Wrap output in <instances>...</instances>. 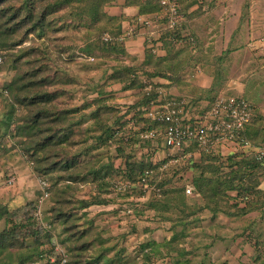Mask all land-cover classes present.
<instances>
[{
	"label": "rangeland",
	"instance_id": "obj_1",
	"mask_svg": "<svg viewBox=\"0 0 264 264\" xmlns=\"http://www.w3.org/2000/svg\"><path fill=\"white\" fill-rule=\"evenodd\" d=\"M125 1L126 0H114L108 8L110 10L112 7H119V5ZM129 8H125L126 10L124 9L121 15H119L120 13H115L118 14L115 15V18L121 19L123 15L132 17L135 12ZM154 14L155 13L146 16H152ZM64 15L65 14H62L61 18H63ZM50 19H53V16ZM70 20V18L67 20L65 19V23L68 27L64 26V29L61 23H57V27L61 28L59 32L53 31V21L48 22L49 24L46 23L44 25V34L41 36H38L36 33L26 34V29L29 27V24L21 26L14 34L8 33L11 34L10 36H13L14 39H10L12 50L6 51V59L2 67V74L0 73V88L6 89V87H8L19 75H31V72L38 71L39 79L46 81L42 86L38 85V88H41L42 91H46L52 96L53 93L58 91V98L47 108L53 110V106L56 105V109L59 111H69L67 117L72 119L73 122L79 120L81 115L91 120L83 126H74V134L73 137H71L73 141L71 142L80 140L82 132L84 131L85 133L86 129L91 127V124L94 123L95 118L91 116V110L94 109V107L92 106L90 109L83 108L87 103H91V101L98 96L97 94H100L99 98H103L106 105L114 107L110 111L102 110L99 113V122L105 123V127L111 125L113 127H111V129L116 130L113 144H108V146L106 144H100V147L94 150V152L91 151V153L84 150L85 147L90 145L91 141L82 146H79L80 144L71 143L69 149V155L71 154L70 157L77 156L75 169H85L89 167L92 162H96L99 167L103 166V172L99 176L100 184H97L96 180L93 182L92 179L85 181L68 180L69 178L66 176L68 173L67 171H62L63 174L61 170L59 171L57 169L41 171L39 165L37 168L40 170H37L36 166L38 164V159L41 161L43 159L42 157L47 155L48 149H52V154L59 153L61 156H66V151L64 149L57 148L55 152H53V144H51L48 149L42 147L41 141L45 134L41 133L39 136L37 134V140L34 144L38 152L36 159L32 151L27 155L28 157L21 152H16L17 144L14 140L17 142V138H12L8 143L7 153L11 152L12 155L15 154L14 159L8 160L7 166L5 162L6 158L2 157L0 159L1 202L9 204L10 208L13 209L22 204H27L29 201H37L38 198L41 197L40 195H42L41 180H48L50 186L49 195L51 192V197L45 200L41 207L38 206V211L36 212L38 215L35 214V217L38 219L36 222L41 226L38 237L44 242L45 245L42 248H44L45 251H49L52 247L60 253L61 251H65L66 246L69 244H64L62 241L66 238V234L63 233L64 227L58 222L53 224V218H56L57 215L56 207H63L69 210V213L72 212L74 215L80 217L85 211L77 209L81 205L79 202L92 201L100 198L105 204H95L87 210L90 213V219H93L89 220L92 221L90 223H94L92 232L100 234L97 240H99L98 242L100 243L101 241L103 242L101 245L112 248L109 253L107 252L108 256H113V260L116 262L121 261L122 264H126L124 262L125 260L132 261L135 259L137 253L136 247L144 241V239L163 242L168 240L174 231H183V225L179 222L178 225H175L177 219L182 221L185 220V222L187 221L190 223L187 226V232L189 233L188 239L190 242L195 241V243H197L198 241L201 242L202 239L205 240V236H208L205 235V233L211 229L209 226L211 222L225 225L236 234L241 233V228L247 225L245 222L250 221L253 216L243 219H231L218 214L215 218L209 216L211 220L208 216L206 220H201L200 217L202 215L200 217L198 215V210L203 204L202 198L199 197L200 195L187 196V203L183 204L185 207H183L184 212L178 209L166 208L167 199L162 198L164 197L163 191L167 189L171 191L173 188L181 186H192V178L200 171L195 168L194 172L193 170H188L189 163L182 162L180 166L182 173L180 172V175L175 173L176 170H172L174 166L167 170L169 172H162L154 165L157 163L163 164L166 161L169 152L168 149L163 145V141H148L142 138V134L146 133L145 129L152 125V119L149 113L154 106H157V104H151L148 105V107L142 105L144 102V95L147 93L146 86H148L149 81H152L145 73L144 67L145 64H148L152 68L164 64L162 58L163 55H165V50L160 47L154 52L155 56L150 58H148L146 50L139 53L132 50L136 49L132 48V46L130 49H126L128 55L121 53L118 55H108L102 53L98 49H96L93 54H89L85 52V47L89 41L88 39H90V37L87 36L86 27L79 24L77 21L70 22ZM127 22L129 21H114L111 25H107L105 31H101L99 35H92L91 38L97 40L104 38L105 34L111 35L107 33V31L116 32L121 25L122 27L124 25L122 29H125V31L133 30L132 27L135 26ZM109 27H111V30H108ZM139 28L141 31H139L138 34L142 32L145 37L146 30L141 25ZM0 39L3 40L4 38L0 36ZM18 41H21V43L14 46L13 43ZM137 48L139 49V47ZM254 51L256 56H250V60L253 61L254 64L249 74V80L246 81V77L244 79V88L247 92L243 95L253 102V107H256L257 116L253 121L252 128L253 133H259L261 137L264 135V114L262 111L264 110V49H255ZM208 58L211 59L212 55L208 56ZM117 66H134L137 69L140 83L142 84L141 88L126 90L122 83L114 82L110 78V75L113 72V68ZM195 67L197 70L203 69L201 63L197 62L188 72L192 74L195 72L197 73ZM155 81L157 82L159 80ZM246 82L248 84H246ZM161 89L166 91L167 95L171 97H179L185 90L184 87L181 88L178 84L173 85L171 88L170 86L169 88L163 86ZM196 89H198L197 86L191 87L190 91ZM8 91L10 97L3 96V94L0 93V135H4L5 133L8 134L10 131L14 132L17 125L25 123L29 115L31 118L33 116V113H31L29 109L27 110V108L21 105H16L14 107L15 110H13L11 100H14V97L10 90ZM184 92L186 93V91ZM261 95H263L262 100ZM183 97L190 99L188 96ZM76 108L79 109L78 112H71ZM145 108H147L146 111H144ZM127 113L128 116H124ZM10 114L14 116L13 123H11L8 130V116ZM47 121H50L49 118L40 120L39 127H47L48 125L45 124ZM101 129L102 128L97 126L93 133L99 132ZM257 129L260 130L258 131ZM82 135L85 136L86 134ZM200 158V154H195L192 159H195L194 161L198 160L199 162ZM226 158L227 157L224 156V161L227 160ZM52 160L53 156L47 162L52 163ZM32 162L34 163L33 165ZM150 164L152 167L148 170L152 171V176H157L158 179H150L152 183L147 182L146 184H142L143 182H140V173L148 168ZM144 171H147V169ZM226 172H228V170H224V173L220 177H224ZM58 173H60V178L59 175H57ZM9 176L10 179L16 177L13 185H9L8 183ZM165 178L172 179V183L166 185V188L163 187L162 196L154 197V191H149L150 187L155 184L159 186L160 183L166 180ZM134 180L136 184L133 183ZM120 185L124 188L126 187L127 190L118 192L116 188ZM59 191L62 197L60 199L58 198L59 201L56 202L53 196L54 193H59ZM62 191H66V194ZM171 195L173 196V194ZM66 200H69L68 203ZM129 208L132 210L136 208L134 214H125L126 210ZM134 215L136 216L134 217ZM221 216L223 218L220 220ZM83 220H85V218H83ZM83 220H80L79 223L83 224ZM132 220L133 222H131ZM134 220L136 221L134 222ZM131 225H135L136 228ZM259 227L260 228L256 229L258 234L261 232V228L262 232L264 231V226ZM3 228L4 223H1L0 232ZM236 238L232 253L236 259L241 260L243 254L248 253L250 255V253L255 250V246L249 242L246 243L242 241L240 236ZM32 241L33 238L29 239L28 243L32 244ZM93 246L96 247L99 245L94 243ZM250 248L253 250L250 251ZM217 249L218 250L215 252L213 250L211 251L215 253L216 256H219V262L216 256L215 261L221 264L227 259V256H230V254H227L229 250H225L226 248L222 245H219ZM262 249L264 251V247ZM34 252L38 253V250L35 249ZM198 253H201V251ZM230 259H232V261L235 260L231 257ZM3 260H6V258ZM138 262L140 261L138 260ZM154 264H168V260L159 258ZM227 264H230V262Z\"/></svg>",
	"mask_w": 264,
	"mask_h": 264
},
{
	"label": "trees",
	"instance_id": "obj_2",
	"mask_svg": "<svg viewBox=\"0 0 264 264\" xmlns=\"http://www.w3.org/2000/svg\"><path fill=\"white\" fill-rule=\"evenodd\" d=\"M112 1L114 0H0V36L4 38V41L0 39V50L3 52L4 58L6 59V51L12 50L10 39H14V37L10 36L11 34L8 33H16L21 26L29 24V27L26 29V34L36 33L38 36H41L44 34V25L46 23L49 24L48 22L53 21V31L59 32L61 28L57 27V23H61L64 29V26L68 27L65 23V19L67 20L70 18L72 20H70V22L77 21L79 24L86 27V33H88L87 36L90 37V39H88L89 41L85 47V52L93 54V52L98 49L102 53L108 55H118L120 53L128 55L126 49L129 36L123 40L119 39V36L126 33V31L122 29V25L118 27L116 32L107 31V33H110L113 37V40L110 42L105 41L103 38L93 40L91 36L99 35L101 31H105L107 25H111L114 21H129L130 24L139 28V18L141 16L161 13V0H126L124 3H121L122 6H136L138 8V13L131 18L122 16L121 19H116L115 16L109 13L108 6ZM176 2L179 6L183 5L181 8L184 9L187 0H176ZM62 14H65L63 18H61ZM52 16L53 19H50ZM111 27H109L108 30H111ZM182 29L183 26L162 33L164 45L161 49L165 50V55H163L162 59L166 66L162 64L161 66L152 68L148 64H145V73L148 75V78L152 80L149 81L148 84L152 86V89L150 91L147 90V93L144 95V102L142 105L145 107L151 104L158 105L164 102L160 95V89L163 86L166 88L169 86L156 82L155 80L157 78L167 77L176 82L179 78L181 79L187 74L189 68L195 66L197 62L201 63L196 57V38L193 35H183ZM19 43H21V41L14 42L13 45L16 46ZM145 43L148 58L155 56V53L148 47V43L146 41ZM176 47H181V49H177ZM4 63L0 67L1 74ZM196 69L195 67V70ZM31 73V75H19L8 87H6V89L0 88V93L3 94V96L10 97L8 90L13 94L14 100H11L13 110H15L14 107L16 105H21L33 113L32 118L29 115L28 120L23 123L25 125L19 124L15 127L14 132L10 131L8 134L5 133L4 135H0V159L2 157L6 158V166L9 162L8 160L14 159L15 154L12 155L11 152L7 153L8 143L12 138H17V142L14 140L17 144H15L17 147L16 152H21L27 156L30 151H32L36 159L38 152L34 144L37 140V134L39 136L43 133L45 136L41 141L42 147L48 149L50 145L53 144V152H55L57 148L64 149L66 151V156H61L59 153L52 154V149H48L47 155L43 156L41 161L38 159L36 168L40 166L39 168L41 171L57 169L59 171L61 170V173L62 171H67L68 173L66 176L69 178L68 180L85 181L92 179L93 182L96 180L97 184H100L99 176L103 172V166L99 167L96 162H92V164L85 169H75L77 156L70 157L71 154L69 155V149L71 143L80 144L79 146H82L91 141L90 145L84 149L87 150L88 153H91V151L94 152V150L99 148L100 144H106L107 146L108 144H113L116 130L111 129V125L105 127V123L99 122V113L102 110L110 111L114 107L106 105L104 99L99 98L100 94H97L98 96L94 98L91 103H87L83 108L90 109V107H94V109L91 110V116L95 118L94 123L91 124V127L86 129L85 133L84 131L82 132V134H86L85 136L81 134L80 140L71 142L73 141L71 137H73L74 134V126H83L89 123L90 119L88 117L84 118L83 115H81L79 120L73 122L72 119L67 117L69 111H59L56 109V105L53 106V110L47 108L58 98V91L53 93V96L49 95L46 91H42L41 88H38V85L42 86L46 81L39 79L38 71ZM220 73H222V70L219 71V75H221ZM110 78L114 82L122 83L126 90L141 88L142 85L137 69L134 66L114 67ZM189 86L190 85L186 86L188 88L187 91L192 92L190 96H193L188 97L194 104L200 107L204 103V96L197 94L198 92L194 93L195 90L190 91L191 86L190 88ZM175 98L179 101L184 99L183 96ZM211 100H213V98L208 100V102ZM146 109L147 108H145L144 111H146ZM78 111L79 109L76 108L71 112L76 113ZM256 114L257 110L254 106L252 109V119L247 129V139L255 145L259 144L258 141L260 140L259 133H253L252 128L253 121L257 116ZM13 116L12 114L8 116V130L11 123H13ZM124 116H128V113ZM46 118L50 120L45 123L48 126L45 128L39 127V121ZM151 124L152 125L145 129L146 132L155 130L159 133L158 140L162 141V136L167 128V124L153 121ZM95 126L102 129L99 130V132L93 133L96 130ZM186 151L192 152L193 155L200 154L201 157L199 162L198 160L194 161L196 158L192 159L193 156L190 159L182 161L189 163L188 170H193L194 172L195 168L200 171L194 175L191 180V185L200 195L199 197L202 198L203 202L198 210L199 217L208 211V213H211L212 218H215L218 214L231 219H243L253 214L259 215L260 218L254 216L250 221H246L245 223H247V225L243 226L241 228V233L238 234L225 225L211 222L209 225L211 229L205 233V235L208 236H205V240L202 239L201 242L198 241L197 243H195V241L190 242L188 239L189 233L187 232V226L190 223L187 221L185 222V220L182 221L177 219L175 225H178L179 222L183 225V231H174L171 237L163 242L144 239V241L136 247L137 253L135 259L132 260L133 262L125 260L124 262L126 264H154L159 258L167 259L168 264H213L211 263L209 254L210 250L215 246L214 244L220 241L227 243L229 245L228 248H230L231 243H234L237 236H240L242 241L246 243L249 241L255 242L257 251L260 252L263 250L264 231L262 232L261 228L259 234L256 232V229L260 228L259 226H264V191L260 189L262 179L264 178L263 165L259 164L254 157L246 155L243 152L225 155L220 151L207 152L198 149L195 143H192L190 147L186 148ZM52 156L53 162H47ZM224 156L227 157L226 161L223 159ZM181 163L174 166V169H172L176 170V174L182 173L180 167ZM33 164L32 162V165ZM161 165L162 163H157L154 166L160 169ZM150 167H152L151 164L146 168L147 171ZM39 168H37V170ZM144 170L140 173V182L142 181V184H146L147 182L152 183L150 179H158L157 176H146V171ZM224 170H228V172L224 174V177H220L224 173ZM57 175H59L60 178V173ZM9 179L10 176L8 177V180ZM46 181L48 182V180ZM135 182L134 180L133 183L136 184ZM170 183H172V179H166L163 183H160L159 186L157 185L161 191V196L163 187L166 188L165 186ZM169 190L170 189L163 191L164 197L162 198L167 199L166 208L169 207V209H178L184 212L183 204L187 203V196H189L186 194V186L176 187L171 191ZM62 192L66 194V191ZM153 193L155 195L154 197L158 196L155 192ZM171 194H173V196ZM50 197L51 192L47 199ZM53 197L55 201L58 202V198L60 199L62 197L60 191L59 193H54ZM39 198L37 201H29V203H25L13 209L10 208L9 204H5L0 200V224L4 223V228L0 232V264H51V262L47 260L51 257H55L57 260L53 264H59L61 254L52 247L49 251H45L44 248H42L45 244L42 239L38 237L41 226L37 224L36 220L38 219L35 217V214L38 211ZM68 201L69 200H66L67 203ZM79 204L81 205L77 209L85 211L80 217L74 215L72 212L69 213V210L63 207H56L57 215L56 218H53V224L58 222L64 227L63 233L66 234V238L64 240L61 238V240L64 244H69L66 246L65 250V254H67L69 258L67 264H122L121 261L116 262L113 260V256H108L112 248L101 245L103 242L101 241L100 243L98 242L99 240H97L100 234L92 232L94 223H90L92 221L89 220L93 219H90V213L87 210L95 204L102 205L105 203L100 198H97V200L94 199L92 201H81ZM134 211H136V208L135 210L133 209V214ZM135 216L136 215H134V217ZM83 218H85L86 221L83 220ZM80 220H83L84 223H79ZM134 227L136 228V226ZM31 238H33L32 244L28 243ZM94 243H97L99 246L94 247ZM35 249L38 250V253L34 252ZM199 251H201V253H198ZM4 258H6V260H3ZM127 259L130 260L129 258ZM138 260L140 262H138ZM255 260L258 264H264L261 254H258Z\"/></svg>",
	"mask_w": 264,
	"mask_h": 264
},
{
	"label": "crops",
	"instance_id": "obj_3",
	"mask_svg": "<svg viewBox=\"0 0 264 264\" xmlns=\"http://www.w3.org/2000/svg\"><path fill=\"white\" fill-rule=\"evenodd\" d=\"M181 6L183 7V5ZM127 7H130L129 9L135 12L132 17L138 13V8L136 6H122V4H120L119 7H112L110 10L108 9V11L112 16L118 15L115 13H120L119 15H121ZM181 10L186 16L182 34L193 35L196 38V57L198 61H201L203 69H196L197 73L195 72L193 74L187 71V74L181 79L179 78L176 82L167 77L157 78L156 80H159L157 82L164 85L167 84L166 86H170V88L178 84L181 88L184 87V91H186V93L183 92L179 95L189 97L193 95L190 96L192 92H188L186 86H197L198 89L194 92H198L197 94L204 96V103H208V100L214 99L220 94L243 96L246 98V96L243 95L247 92L244 88V79L246 77L245 80H249V74L254 64L253 61L250 60V56H256L255 49H264V0H187L184 9L181 8ZM139 29L140 28H136L135 34L129 37L127 48L130 49L132 46V48H136L132 50L141 53L146 50V40L144 33L140 32V34H138L139 31H141ZM123 30L125 31V29ZM137 47H139V49ZM176 48L181 49V47ZM211 55L212 58L209 59L208 56ZM190 69L191 68L188 70L190 71ZM220 70H222V73H220L221 75H219ZM246 84L248 83L246 82ZM261 96L262 100L263 95ZM246 99L249 100L248 98ZM250 102L253 104L252 101ZM262 111L264 114V110ZM260 189L264 191V178L262 179ZM207 216H211V213H208V211L200 218L201 220H206V218H208ZM251 216L260 218L257 214ZM222 218L221 216L220 220ZM136 220H134V222ZM131 222H133V220ZM131 226L134 227L135 225ZM249 243L256 247L255 242L249 241ZM214 245L215 246L211 249L214 252L218 250L217 247L219 245L224 246L226 248L225 250H229L226 252L230 254V256H227V259L221 264H227L228 262H230V264H258L255 260L258 254L262 255L264 261L263 250L259 252L256 248L255 250L250 248V251L253 250L252 253H250V255L248 253L243 254L242 259L239 260L236 259L232 253L235 243H231L230 248H228L229 245L227 243L220 241L216 242ZM211 250L209 254L211 263L218 264L215 261L216 254ZM230 257L235 260L232 261ZM216 258L219 262V256H216Z\"/></svg>",
	"mask_w": 264,
	"mask_h": 264
},
{
	"label": "built area",
	"instance_id": "obj_4",
	"mask_svg": "<svg viewBox=\"0 0 264 264\" xmlns=\"http://www.w3.org/2000/svg\"><path fill=\"white\" fill-rule=\"evenodd\" d=\"M162 11L152 16L139 18L140 25L146 30L145 40L148 47L154 53L164 45L162 33L167 30H175L184 25L186 16L176 0H161ZM126 31L120 36V40L135 34L136 27ZM105 41L113 40L112 35L105 34ZM4 54L0 50V67L4 63ZM152 89L151 85L147 90ZM163 103L154 106L149 113L153 122L165 123L167 128L162 136L163 145L168 149V157L161 165L162 172L167 171L172 166H177L183 160L190 159L193 154L187 152L186 148L195 143L198 149L210 152L220 151L221 153L243 152L250 155L264 167V135L260 137L259 144H253L247 139V129L252 119V103L243 96L220 94L208 103L200 107L185 98L182 101L175 97L168 96L166 91L160 89ZM142 138L148 141L158 140L159 133L150 130L142 134ZM152 171H146V176H151ZM16 177L8 180L9 185H13ZM42 195L39 198V207L49 197L50 186L46 180H41ZM118 192L126 191V187L121 185L116 188ZM150 192L161 196L158 186L152 185ZM186 194L189 196H199L193 186H186ZM125 214H133L132 209H127ZM38 215V213H36ZM59 264H67L68 256L65 251H61ZM51 264L57 260L55 257L48 258Z\"/></svg>",
	"mask_w": 264,
	"mask_h": 264
}]
</instances>
